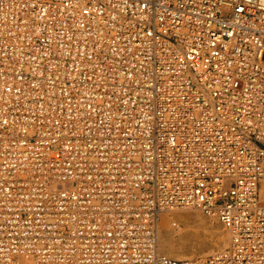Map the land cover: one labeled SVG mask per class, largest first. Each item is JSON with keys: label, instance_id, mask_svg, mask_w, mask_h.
I'll list each match as a JSON object with an SVG mask.
<instances>
[{"label": "built area", "instance_id": "built-area-1", "mask_svg": "<svg viewBox=\"0 0 264 264\" xmlns=\"http://www.w3.org/2000/svg\"><path fill=\"white\" fill-rule=\"evenodd\" d=\"M0 264H264V0H0Z\"/></svg>", "mask_w": 264, "mask_h": 264}, {"label": "rangeland", "instance_id": "rangeland-1", "mask_svg": "<svg viewBox=\"0 0 264 264\" xmlns=\"http://www.w3.org/2000/svg\"><path fill=\"white\" fill-rule=\"evenodd\" d=\"M188 208L189 209L178 208L173 211H169L165 213L167 217H171L174 215L176 211H182V210H191L196 213V216L190 221V225H188V228L191 229L194 237H192V239L188 241L183 240V242L186 241V243L181 242L182 241L181 239L175 241L177 247L181 251L182 258L205 257L214 254L218 251H221L228 244V240H229L227 231L225 230L223 225L215 217L208 216L202 213L197 208H193V207H188ZM169 224L175 230H178V228H183V229L186 228L184 224L175 217L169 219ZM219 241H223V242H219ZM159 247H160V251H162L163 253L169 255L170 257H175L173 256V254L170 253L168 249L163 247L160 244V242H159ZM181 247L183 250L181 249Z\"/></svg>", "mask_w": 264, "mask_h": 264}, {"label": "bare ground", "instance_id": "bare-ground-1", "mask_svg": "<svg viewBox=\"0 0 264 264\" xmlns=\"http://www.w3.org/2000/svg\"><path fill=\"white\" fill-rule=\"evenodd\" d=\"M186 208L189 209L188 207H186ZM195 216H196V213L191 211V210L176 211L174 213V215L171 217H167L165 215V213L162 214L161 218L159 220L158 229H157V237H158L157 247H158V250L160 251V247H159V242H160V244L163 247H165L166 249H168L170 251V253L173 254V256H175L177 258H182L181 251L177 247L175 241L179 240V239L182 240L181 242H183V240L188 241V240L192 239V237H194L191 229L188 228V225H190V221ZM172 217L179 219L180 222H182L186 228L185 229L178 228V230H175L174 228H172V226L169 224V219H171ZM184 242L186 243V241H184ZM219 242H223V241H219ZM181 249H182V247H181ZM160 252H162V251H160Z\"/></svg>", "mask_w": 264, "mask_h": 264}]
</instances>
